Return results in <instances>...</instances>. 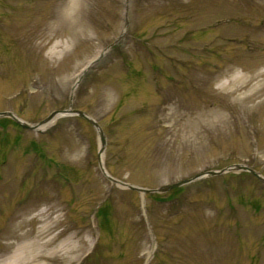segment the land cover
I'll return each mask as SVG.
<instances>
[{
    "label": "rangeland",
    "instance_id": "1",
    "mask_svg": "<svg viewBox=\"0 0 264 264\" xmlns=\"http://www.w3.org/2000/svg\"><path fill=\"white\" fill-rule=\"evenodd\" d=\"M66 109L103 150L0 116V254L49 216L48 264H264V0H0V112Z\"/></svg>",
    "mask_w": 264,
    "mask_h": 264
},
{
    "label": "bare ground",
    "instance_id": "2",
    "mask_svg": "<svg viewBox=\"0 0 264 264\" xmlns=\"http://www.w3.org/2000/svg\"><path fill=\"white\" fill-rule=\"evenodd\" d=\"M52 122V120L48 121L38 127L43 130L50 126ZM31 209V207L25 208L22 211V215L28 214L31 212ZM43 213L44 212H39L38 215ZM35 218L39 217L36 216ZM31 219H34V217H31ZM45 220L46 222L39 229L38 233L31 235V232L26 231L17 234L16 236L19 242H21L18 243L17 246L13 248V250H11L12 243L7 245V250L0 254V264H48L49 257L56 256L57 254H60L62 257H64L78 250L73 245L71 247L67 242H62L49 251V244L52 243L54 237L49 238V216H46ZM21 223L22 220L18 224ZM18 224L16 227H19ZM64 258L66 259V257Z\"/></svg>",
    "mask_w": 264,
    "mask_h": 264
},
{
    "label": "water",
    "instance_id": "3",
    "mask_svg": "<svg viewBox=\"0 0 264 264\" xmlns=\"http://www.w3.org/2000/svg\"><path fill=\"white\" fill-rule=\"evenodd\" d=\"M72 113H76L78 114L79 116L87 119L89 122H91L93 124V126L97 129L98 131V134H99V137H100V142H101V150H103V147L105 145V138H104V135H103V132L99 126V124L97 123V121H95L94 119H92L91 117H89L86 113L82 112V111H79V110H72V109H66V110H59V111H54L52 112L46 119H44L43 121L37 123V124H34V125H29L27 123H24L22 122L21 120H19L18 118L15 117V115L9 111H4V112H0V116H9L11 118H13L14 120H16L23 128H26V129H35L38 125H41V124H44L48 121H51L53 119H55L56 117L58 116H61V115H67V114H72ZM99 166L101 168V171L103 172V174L105 176H107L108 179L114 181V182H117V180L113 179L111 176H109L107 174V172L105 171L101 161L99 162ZM235 168H238V169H242V170H247L249 171L251 174H253L255 177H257L259 180H261L263 183H264V177L261 176L260 173L256 172L255 170H253L252 168L248 167V166H245V165H240V164H235L233 165ZM229 167L227 168H224L222 170H219V171H208L207 173L208 174H218V173H221L223 171H225L226 169H228ZM201 174H198L192 178H188V179H184V180H180V181H177V182H174V183H171L169 185H164V186H161L159 188H156V189H147V188H141V187H138V186H135V185H131V184H123L133 190H137V191H140L141 193H146V192H155V191H158V192H164V191H167V190H170L172 188H175V187H178V186H181L187 182H190L191 180L197 178L198 176H200Z\"/></svg>",
    "mask_w": 264,
    "mask_h": 264
},
{
    "label": "trees",
    "instance_id": "4",
    "mask_svg": "<svg viewBox=\"0 0 264 264\" xmlns=\"http://www.w3.org/2000/svg\"><path fill=\"white\" fill-rule=\"evenodd\" d=\"M145 197H146L147 199H152L153 194H152V193H147V194H145ZM154 197H156V196H154ZM163 198H164L163 196H158V197H157V200H162Z\"/></svg>",
    "mask_w": 264,
    "mask_h": 264
}]
</instances>
